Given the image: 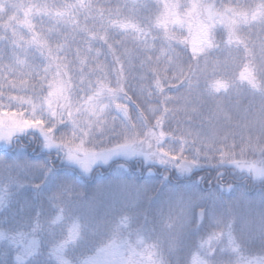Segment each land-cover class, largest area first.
I'll return each instance as SVG.
<instances>
[{
  "label": "snow or ice",
  "instance_id": "snow-or-ice-1",
  "mask_svg": "<svg viewBox=\"0 0 264 264\" xmlns=\"http://www.w3.org/2000/svg\"><path fill=\"white\" fill-rule=\"evenodd\" d=\"M0 264H264V0H0Z\"/></svg>",
  "mask_w": 264,
  "mask_h": 264
},
{
  "label": "rangeland",
  "instance_id": "rangeland-1",
  "mask_svg": "<svg viewBox=\"0 0 264 264\" xmlns=\"http://www.w3.org/2000/svg\"><path fill=\"white\" fill-rule=\"evenodd\" d=\"M105 172H106V171H105L104 169H101L100 172L98 173V175H104ZM213 174H214V173H213ZM201 175H205V173H204V174L202 173ZM229 179H231V177H229ZM233 183L239 184V185H241V186H243V185L245 184L244 181H240V180H235V181H233ZM250 188H251V190H250ZM247 190H248V191L255 192L256 194H257V191H258V189L252 188L250 185L245 189V192H247ZM133 195H135V194L133 193ZM255 196H256V195L251 196V197H248V198H252V197H255ZM103 198H104V194H101L100 199H103Z\"/></svg>",
  "mask_w": 264,
  "mask_h": 264
},
{
  "label": "trees",
  "instance_id": "trees-1",
  "mask_svg": "<svg viewBox=\"0 0 264 264\" xmlns=\"http://www.w3.org/2000/svg\"><path fill=\"white\" fill-rule=\"evenodd\" d=\"M202 173H203V172H201L200 175H201ZM203 174H204V173H203ZM106 175H107V173L105 172L104 176H106ZM89 191H90V194H91V186H90V188H89ZM245 195H246L247 197H251V196L256 195V193L247 190V192H245Z\"/></svg>",
  "mask_w": 264,
  "mask_h": 264
}]
</instances>
